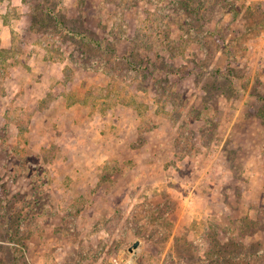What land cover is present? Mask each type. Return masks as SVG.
Segmentation results:
<instances>
[{
	"label": "rangeland",
	"instance_id": "obj_1",
	"mask_svg": "<svg viewBox=\"0 0 264 264\" xmlns=\"http://www.w3.org/2000/svg\"><path fill=\"white\" fill-rule=\"evenodd\" d=\"M0 264H264V0H0Z\"/></svg>",
	"mask_w": 264,
	"mask_h": 264
},
{
	"label": "trees",
	"instance_id": "obj_2",
	"mask_svg": "<svg viewBox=\"0 0 264 264\" xmlns=\"http://www.w3.org/2000/svg\"><path fill=\"white\" fill-rule=\"evenodd\" d=\"M60 23H62L61 20H60ZM68 31H69V32H72L71 29H68ZM89 40H90V42H89V45H88V46H90V44H92V43H96V42H94V41L91 40V39H89ZM86 44H87V42L85 41V42H84V45L86 46ZM25 176H26V173H25ZM35 195H36V194H33V195H31L30 197H26V198H27V199H32V200L35 202V204H37L40 200H39L37 197L35 198V197H34ZM33 197H34V198H33ZM27 199H26V200H27ZM11 207H12V206H11ZM30 207H32V205H30ZM12 208H13V207H12Z\"/></svg>",
	"mask_w": 264,
	"mask_h": 264
},
{
	"label": "water",
	"instance_id": "obj_3",
	"mask_svg": "<svg viewBox=\"0 0 264 264\" xmlns=\"http://www.w3.org/2000/svg\"><path fill=\"white\" fill-rule=\"evenodd\" d=\"M138 245H139V241H136V242L132 245V247L129 248V251H130V252L133 251V249L137 248Z\"/></svg>",
	"mask_w": 264,
	"mask_h": 264
}]
</instances>
